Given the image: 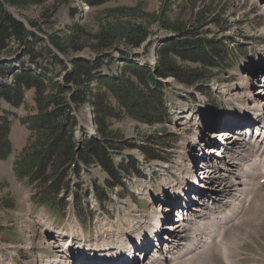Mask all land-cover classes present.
I'll use <instances>...</instances> for the list:
<instances>
[{"label":"rangeland","instance_id":"1","mask_svg":"<svg viewBox=\"0 0 264 264\" xmlns=\"http://www.w3.org/2000/svg\"><path fill=\"white\" fill-rule=\"evenodd\" d=\"M53 6H57V13L51 22L46 23L42 16ZM123 9L130 12L135 11L136 15H141L140 19L136 17L135 20H132L129 16L133 13H128L129 11ZM9 10L27 22L41 23L44 33L40 37L44 40H47V36L53 33L67 32L70 27L75 26L88 30L95 37L103 30L102 28L105 30L107 28H109L108 30L115 29L121 35L126 29L124 25L143 22L147 28L149 39L141 48L135 49V53L140 55L129 59L132 62L137 61L136 63L140 65L147 61L149 64L152 62L156 64L157 52L167 46L170 47V44L177 40L176 32L171 31L170 28L194 30L197 37H191L188 41L189 47L185 46L180 52L181 54L186 53L188 56L193 54L191 47L196 44L197 40L206 42L209 47L212 46L211 41L222 42L234 54V69L227 72L226 70L209 71L208 74H211L212 80L200 91L184 86L174 79L157 78L163 85L165 103L168 101L170 106L169 112L172 113L170 123L150 126L130 119L116 122L113 128L120 133L125 141V146L113 160L117 165L129 164L130 168V173L123 176V187L108 190L105 186L106 174L96 166L84 169L79 176L72 173L74 168L71 167L68 179L70 196L67 197L60 215L64 216L67 212L72 199L71 195L76 192L79 201L74 203L78 218H71L72 220L68 224L67 218H56L45 209L46 214L48 212L51 215L49 218L56 219L55 229L57 230L55 231L52 223L45 222L43 224L42 219L47 218L48 215H41L43 214L41 208L35 206L38 203L36 201L35 205L30 203V200L34 199V190L31 191L26 182H19L13 172L14 163L22 155L30 137L21 120L38 113L33 101L34 91L29 92L26 96L27 110L25 107L13 110L17 116L12 119L10 134L12 154L8 160L0 161V264H47L54 261L59 255H64L70 260L59 248L62 243H70L69 234H74L75 238H82L83 232L86 231V237L91 236L94 239L108 236L107 238L114 239L113 234L104 233L105 235H103L100 231V229L111 225L113 227H109L108 230L116 227L114 231L112 230L114 234L126 225L138 236L141 231L139 232L135 225L140 222L143 223V227L153 213H158L157 216H160L165 212L159 205L164 195L163 192L166 191L168 185L171 186L174 182H179V175L185 173L184 170L187 173L188 167L192 163L193 166L196 165L200 169L197 171L199 180L203 178L201 181L202 191L194 192L195 197L191 198L194 205L205 203L200 199L201 197L210 201L217 198L215 194L210 197V191L214 190L212 186L215 178L220 177V175H213V172L218 173V169L213 165L204 168L202 166L204 161L197 162L194 155L189 154V149L193 146L192 141L195 140V136H202V142L204 140L202 145L206 144L204 150L207 152V154L204 152L207 157L206 161L210 163L217 159L219 162H223V158L225 159L226 153L223 155V151L226 152L225 147L228 144L224 143L225 138H222L223 142H220L222 141L219 138L221 135H216L214 131L221 132L223 127L228 128L229 131L232 130L230 129L232 124L226 118L228 114L233 117L234 112L239 111V105L243 104V101L240 100L243 98L231 97L236 89L235 86L252 83L257 87L253 89L254 92H250L255 93L262 85V83L258 84L261 76H256L258 81H256V77H250L254 80L253 82L246 78L250 73L251 75L256 73L261 61H264V0H110L96 8H90L79 0L61 2L60 0H43L42 5H30L23 10L9 7ZM74 10L77 12H73ZM67 35L70 36V32ZM118 46L120 49L123 48L121 45ZM186 48H190V51H187ZM95 54L86 49L79 56L92 59ZM111 55L114 58H120L117 51H112ZM72 57L66 56L63 59L71 60ZM184 57L187 59L186 56ZM188 61L191 62V60ZM189 62L185 66L194 67L193 63ZM121 66L122 63H116L111 67V72L119 71ZM8 83L10 84L9 80ZM262 99H264V94ZM249 103L253 104L250 100ZM245 104L247 106V102ZM4 108L9 109L5 105ZM263 111L264 109L261 112L258 109L259 114ZM91 113L90 108L85 107L79 114L83 132H78L77 136L83 142L97 135L96 127L92 124ZM249 113L250 111H247V114ZM185 116H190L194 123L185 119ZM260 120L264 121V118L260 117ZM200 126H204V128ZM235 128L239 129V127ZM225 131L226 129L223 128V132ZM159 134L161 135L158 136ZM150 136L155 140L154 142L148 140ZM216 138L219 139L216 140ZM256 140L263 142L261 137H257ZM231 145L239 144L232 142ZM209 151L211 152L209 153ZM217 152H221L222 156L215 155ZM196 154L195 157L198 158L204 155L200 152H196ZM155 157L156 159L160 157L161 160L155 161ZM79 167L81 168L80 164ZM185 181L183 179L182 184ZM91 186L93 188L100 186L105 189L107 197L100 200L94 192L97 197L96 203L93 205L88 203L93 192L91 188L88 190ZM86 190H88L87 196H83ZM59 197H64V192ZM246 217L245 222L241 225L233 228L227 226L222 231L226 232V237L230 235L229 231L236 233L239 238L241 236L249 237L239 246L240 255H233L238 257L241 264H264V185L262 189L258 190L256 200L246 212ZM176 219H171L172 226L179 224ZM47 224L53 232L49 231ZM120 231V234H125L124 230ZM164 233H167V229L164 230ZM58 236H62L60 241H58ZM143 241L145 244L142 246ZM198 241L201 242L204 249L199 256H194L198 257L194 264H201L202 258L207 253L204 240L198 239ZM124 242L129 244L135 242L141 246L140 248H145L146 243H149L144 236ZM189 251L188 248L174 254L173 261L178 258L185 259L189 256ZM156 255L161 257V261L165 258V264L173 263L166 251L155 252L147 262ZM251 255L258 258L253 259L254 257ZM213 261L214 264H224L222 256L217 252H214Z\"/></svg>","mask_w":264,"mask_h":264},{"label":"trees","instance_id":"2","mask_svg":"<svg viewBox=\"0 0 264 264\" xmlns=\"http://www.w3.org/2000/svg\"><path fill=\"white\" fill-rule=\"evenodd\" d=\"M79 1L96 8L110 0ZM42 3L43 0H0V161L12 154L10 134L12 119L17 116L13 110H27L26 96L34 91L38 113L21 120L30 137L14 163L13 172L18 181L26 182L34 190V200L39 205L60 213L69 196L71 167L72 173L79 176L83 171L79 164L86 168L99 166L106 174L108 190L123 187V176L130 173V168L129 164L116 165L113 160L111 152L121 153L125 146L120 133L113 128L116 122L130 119L150 126L170 122L163 85L157 78L174 79L200 91L212 80L209 71L234 69V54L222 42L211 41L209 47L201 40L191 47L193 54H181L197 33L176 27L170 30L176 32L177 40L157 52L156 64L134 63L129 59L140 55L135 49L149 39L143 22L124 25L126 29L121 35L115 29L102 28L95 37L75 26L44 40L40 37L44 33L41 23L29 21L27 26L9 10ZM57 9L50 7L42 16L44 22H51ZM128 13H133L129 16L132 20L141 16L135 11ZM86 49L96 53L95 57L79 56ZM112 51H117L120 58L112 57ZM66 56L73 57L63 59ZM118 62L122 63L119 71L111 72ZM187 62L194 67L185 66ZM85 107L93 113L97 138L86 139L79 148L77 133L83 132L79 114ZM148 140L155 141L151 136ZM93 191L100 200L107 197V191L100 186ZM62 192L64 197L60 198ZM73 197L74 202L79 201L78 193H73Z\"/></svg>","mask_w":264,"mask_h":264},{"label":"bare ground","instance_id":"3","mask_svg":"<svg viewBox=\"0 0 264 264\" xmlns=\"http://www.w3.org/2000/svg\"><path fill=\"white\" fill-rule=\"evenodd\" d=\"M263 71L264 70H262L261 72H263ZM250 77H252L251 73L249 74L248 78H246V79L253 82L254 80L251 79ZM262 77H264V74L262 75ZM256 81H258V78H256ZM247 83H249V82H247ZM259 83H262V85H260L259 90H257V92H255V93H253L254 92L253 89L257 86L253 85L252 83L250 85L249 84H243V85L235 86L236 89L234 90L231 97L232 98L233 97L243 98L240 100L245 102L247 94H249L250 95V101H252L253 104H251V105L247 104V105H249L248 109H247V107H244L243 104H240L239 105V108H240L239 111L234 112V114H239L241 111V113H243L242 116H244L246 118V120H248L251 117H254V118H253V120H250V121H253V122H251V124L249 121V124L251 125V127H244L243 129L238 130L236 132V133H238L236 136H231V138H230V134H228V132H222V133L218 134V135H221V137H219V138L221 140H222V138L223 139L225 138L226 140L224 141V143L228 144L227 147H225L226 152L223 151V155L226 153L225 159L223 158V162H219L217 159H214L210 163H208L206 161L207 152L204 151L206 149L205 148L206 144L200 145V143H199L200 146H196V147L193 144V146H191V148L189 149L190 150L189 154L190 155L193 154L194 159L198 158L197 156L195 157V155H197L196 152H200L202 154H204V152H205L206 154H204L201 158H198V160H203L206 163L205 167L209 166V165H213L214 167H216L218 169V171H217L218 173L216 174L215 172H213V175L214 176L220 175V177L218 179L215 178V180L213 181L214 185L212 186V188H214V190L210 191V197L212 194H215V196H217L216 199H212L210 201L209 199H204V197H201L200 199L204 200L205 203L204 204L200 203L197 206V205H194V203L192 202L194 198L192 200H189V198L186 199L187 197L184 198L183 201L185 202L186 207L181 208L183 211L177 217L179 219V220H177L179 224H175L174 226L169 224V226H167V227H165L166 222L163 224L164 226L162 229V233L165 235L164 240L160 241V246H158V243L155 244L156 249L152 248L153 246H151V243H150L151 241L149 239L150 237L148 234H146L145 228L147 227V224H149L151 222V220H153V222L155 223V225L158 228V231L161 232L160 231L161 230L160 218L161 217L165 218V217L170 216V214L167 213L166 211H165L166 214L163 213V214H160V216H157V214L153 213L149 217L150 220H148L143 227H142L143 223L138 222L135 225V227L139 229V232L141 231L138 236L135 234V232H132L131 229H129L126 225H124L121 228L122 230L125 231V234H120L121 229H119L118 232L116 234H114V232H112V230L114 231L116 229V227H114V229L108 230V228L113 227V225L107 226L106 228H103V229H100V231L102 232L103 235H105L106 233L113 234L114 239H116V241H118L119 243H120V241L123 242L125 244V246L130 248V250L136 249L138 252H142V254L139 255V259L134 260L135 262H133V263L127 262L128 264H165L166 259L164 258L161 261V257L159 255H156L154 258L149 260V262H147V261H148V258L153 256L155 254V252H157V251H162V252L166 251L167 256L170 258L171 261H173V259H174L173 255L174 254H176L180 251L186 250L188 248L190 249V251L188 253L189 256H187L185 259L178 258L177 260L173 261L172 264H182L183 262H184V264H194L198 258V257H194V256H199L203 252V249H204V246L201 245V242L198 241V239L204 240V243H205L206 249H207L206 256H204L202 258L201 264H214V261H213L214 260V252L219 253L222 256V258L225 260L226 264H241L239 262L238 257L233 256V255L234 254L240 255L239 254L240 253L239 246L241 244H243V242H245L244 240H247L249 237L241 236V238H239V236H236V233L229 231L230 235L227 237L225 236V241H224V240H222V237H219V233L222 230V228H219V230L217 229L216 234L214 232H212V230H214V227H217L216 225H218L220 227V225H219L220 222H218V220L216 218H237L238 215L240 216L242 214H243L242 218H244V219L247 218L246 217V211H245L247 208H245V210L243 208L247 205L248 202L251 201V196H252V192L256 186V181L261 177V176H258L251 168H247L245 170V173L240 175V179H237L236 181L229 179L232 176L238 175V170L241 167V160H243L245 158L244 155H245V152L247 151L246 150L247 148H250V147H252V145H255L256 149L251 150V152H254V153H256L258 151V149L260 151L264 150V121L260 120V117L264 118V111L261 113L262 116H260L261 114H259V112H258V109H260V112L264 109V99H262V96L264 94V92H263L264 91V80H262V78H261L258 81V84ZM250 91H253V92H250ZM247 111H250V113L247 114ZM184 118L188 119L190 122L194 123L190 119V116H185ZM226 120H230V118L227 117ZM242 123H244V121ZM156 126H158V125H156ZM200 127L204 128V126H200ZM160 135L161 134H159L158 136H160ZM257 137H261L263 139V142L261 143V142L257 141L256 140ZM201 138H203V137H201ZM219 138H216V140ZM220 142H223V140ZM232 142H237V144H239V145H237V146L231 145ZM249 142H250V144H249ZM202 146H203V150L201 151ZM210 152L211 151H209V153ZM111 153L114 157L119 155V153H116V154H113V152H111ZM220 153L221 152H217V153H215V155L222 156V153L221 154ZM263 157H264V155H263ZM197 170H200V169L197 168ZM184 172L186 173L185 170H184ZM185 173H182L179 175L180 183L174 182V185L172 186V188L170 190H168V193H170L168 196H170V198H172V196L177 195L176 191H182V187L188 186L189 177H187V174H185ZM199 174H200V172H199ZM183 179L186 180L184 184H182ZM202 180H203V178L201 179V181ZM201 181L199 182L200 185L202 184ZM213 192H216V193H213ZM234 194H237L240 196V198H242L241 203L237 202L235 198L232 202L230 201L231 196ZM193 196L195 197L194 192H193ZM179 197L181 198L182 196H179ZM164 199H165V197L162 198V201L159 204L160 206L164 205V203H165V201H163ZM176 200L172 201V205H174ZM239 200H241V199H239ZM253 200H255V198ZM187 203H190V204H187ZM229 205H231V208H227V206H229ZM176 211L178 212V210H176ZM179 212H180V210H179ZM132 218H135V217L132 216ZM154 218H156V219H154ZM238 221H239V219L237 220V223H238ZM47 225H48L49 231L53 232L52 229L49 227V224H47ZM165 229H167V233H164ZM55 230H57V229L54 228V231ZM170 231H173V232H170ZM169 235L173 236V240H171L170 243L166 242V238H169ZM139 236H144V238L149 241V243H146L145 248H140L141 246L135 242H133L132 244L124 242V241H128V240H135ZM74 237H75L74 234H69V239H68L70 242L69 244L62 243L60 246L57 245V246H59L60 250L63 251L65 253V255L70 260H68L64 255H59L54 261H51L47 264H70L73 256L68 255L64 251L63 248H65V247H63V244L71 245V242L74 240ZM107 237L108 236L101 237V238L95 240V242L96 241H102V240H107V241L112 240V238H107ZM217 238L222 240V242L216 243ZM61 239H62V236H58V241H60ZM144 244H145V242L143 241L142 246ZM79 248H81V245L79 246ZM212 251H213V254H212ZM136 256H138V255H136ZM253 257H254V259L258 258L255 256H253ZM169 258H167V259H169ZM81 259L84 262H86L87 260H91L92 257H90L86 254L85 256H81ZM108 261H110V260H108ZM127 263H124V262H118L117 263V262L112 260V261H110V263H107V264H127ZM13 264H15V263H13Z\"/></svg>","mask_w":264,"mask_h":264},{"label":"water","instance_id":"4","mask_svg":"<svg viewBox=\"0 0 264 264\" xmlns=\"http://www.w3.org/2000/svg\"><path fill=\"white\" fill-rule=\"evenodd\" d=\"M12 13H13V12H12ZM13 15H14V17H15L17 20H19V21L25 23L27 26H29L28 22H27L26 20L22 19L19 15L15 14V13H13ZM91 117H92V124H93V126H95V123H94V120H93V114H92V113H91ZM82 144H83V141L79 140V145H78L79 148L82 146Z\"/></svg>","mask_w":264,"mask_h":264}]
</instances>
